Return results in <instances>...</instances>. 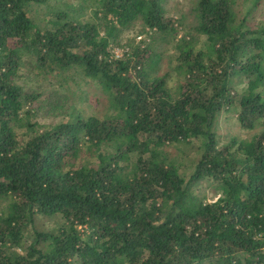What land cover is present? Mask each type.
Here are the masks:
<instances>
[{
	"label": "trees",
	"instance_id": "trees-1",
	"mask_svg": "<svg viewBox=\"0 0 264 264\" xmlns=\"http://www.w3.org/2000/svg\"><path fill=\"white\" fill-rule=\"evenodd\" d=\"M49 1L0 0V203L11 204L0 264H264V23L248 25L236 0H197L199 49L191 32L179 38L166 0H89V18L58 10L41 27L29 13ZM137 21L152 41L178 38V95L143 61L150 43L113 57L112 40ZM28 58L40 76L95 81L111 114L34 121L40 97L19 82L35 71ZM69 99L52 91L51 111ZM233 105L242 128L261 130L219 147ZM194 141L192 171L166 159V147ZM204 180L216 201L197 194ZM45 218L57 233L38 229Z\"/></svg>",
	"mask_w": 264,
	"mask_h": 264
},
{
	"label": "rangeland",
	"instance_id": "rangeland-1",
	"mask_svg": "<svg viewBox=\"0 0 264 264\" xmlns=\"http://www.w3.org/2000/svg\"><path fill=\"white\" fill-rule=\"evenodd\" d=\"M197 0H166V15L172 17L179 23L180 36L187 32H191L197 37V45L199 49H204V37L197 35L195 25H197V17L195 14V5ZM253 0H236V11L240 14V18L247 16V24L251 27L260 26L264 23V0L259 7L252 4ZM91 2L89 0H50L45 5L34 6L30 11V16L41 27H44L51 19L53 11H67L73 16H82L87 19L91 16ZM103 34V32H102ZM149 31L145 30L140 21L135 22L130 29L120 32L116 39L111 42V53L113 57L116 54H124L127 51L132 52V47L144 48L150 43L149 49L143 54V61H147L151 69V74L159 77H165L167 85L173 95H178L179 84L183 81L185 71L177 69V53L175 42L178 38L167 37V39L156 38L152 41ZM128 53V52H127ZM30 60L31 66L35 67L33 59ZM34 64V65H33ZM155 64L152 68L150 65ZM34 72L23 71L24 78L19 79L25 90H32L38 93L40 102L38 103L39 112L34 121L40 125H49L60 119L63 114L65 120L68 119L72 109L83 110L86 115H96L104 117L111 114V107L106 95L101 91L99 85L92 79L86 78L81 74L71 72L63 76L55 75L51 77L40 76L39 71L34 68ZM30 71H33L32 69ZM180 72L182 74H180ZM235 84L239 90H244L245 81L243 77H236ZM58 91L60 94L67 95L70 99L62 102L64 108L58 112L51 111L50 93ZM238 108L231 106L223 111L217 123V141L218 146L233 145L242 140H250L257 135L261 128L256 127L254 130H246L241 127L238 119ZM21 136L29 134L24 129L18 130ZM199 141L191 142L188 145H171L164 149L165 157L170 162H175L181 167L193 170L195 162L198 161L199 155L196 152ZM88 164V161H86ZM197 194L206 202L216 201L220 196L218 188L214 187L213 182L204 180L196 185ZM11 212V204L7 202L0 203V213ZM38 229L40 231H50L57 233L59 222L54 218H45L38 221ZM32 240V236H28Z\"/></svg>",
	"mask_w": 264,
	"mask_h": 264
},
{
	"label": "built area",
	"instance_id": "built-area-1",
	"mask_svg": "<svg viewBox=\"0 0 264 264\" xmlns=\"http://www.w3.org/2000/svg\"><path fill=\"white\" fill-rule=\"evenodd\" d=\"M123 55H124V54H121V55L116 54L115 58H121Z\"/></svg>",
	"mask_w": 264,
	"mask_h": 264
}]
</instances>
